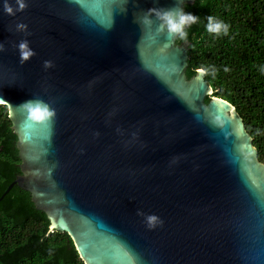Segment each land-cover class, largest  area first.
I'll list each match as a JSON object with an SVG mask.
<instances>
[{
	"label": "water",
	"instance_id": "obj_1",
	"mask_svg": "<svg viewBox=\"0 0 264 264\" xmlns=\"http://www.w3.org/2000/svg\"><path fill=\"white\" fill-rule=\"evenodd\" d=\"M194 1L25 0L10 16L0 0V104L20 160L4 193L27 191L84 264H264V163L242 117L186 75L189 41L139 23ZM35 98L54 120L16 107Z\"/></svg>",
	"mask_w": 264,
	"mask_h": 264
},
{
	"label": "trees",
	"instance_id": "obj_2",
	"mask_svg": "<svg viewBox=\"0 0 264 264\" xmlns=\"http://www.w3.org/2000/svg\"><path fill=\"white\" fill-rule=\"evenodd\" d=\"M185 12L199 17L185 29L186 75L199 67L217 69L215 77L204 79L212 95L234 105L264 163V0H195ZM208 16L227 23L228 35L209 33ZM15 141L7 108L0 104V264H84L66 232L48 230L27 191L13 184L4 193L19 172Z\"/></svg>",
	"mask_w": 264,
	"mask_h": 264
},
{
	"label": "clouds",
	"instance_id": "obj_3",
	"mask_svg": "<svg viewBox=\"0 0 264 264\" xmlns=\"http://www.w3.org/2000/svg\"><path fill=\"white\" fill-rule=\"evenodd\" d=\"M15 4L16 7L14 9L9 3V0H4V12L10 16H14L16 12L23 11L28 7L25 0H15ZM152 17L159 21V26L157 28L158 33H163L166 31L168 37L174 39L178 38L182 41L187 40V32L185 30L186 27L197 23L199 20L198 16L184 12L182 7L179 10H177L175 7L169 9L153 7L144 13V15L140 18L139 23L145 28H150L154 22ZM207 21L206 29L209 33L216 35H228L229 25L227 23L216 20L213 16H208ZM16 30L18 32L30 34L27 33V25L23 23H18L16 25ZM18 50L21 64H23L25 61H28L32 56L35 55V52L29 47V42L27 40H22L18 44ZM2 51H4V45L0 44V52ZM43 66L45 69L50 68L52 67V62L44 61ZM225 71H228V69L225 68ZM262 71H264V69H262ZM196 72L198 73L197 79L209 74L215 77L217 69L215 67H199L196 69ZM16 107L23 109L27 114V119L32 122L48 123L49 121L54 120L56 116L55 109L52 108L49 103L39 98L28 100ZM138 215H143V213H138ZM145 220L148 228L150 229L157 226V224L163 223L156 215H148L145 217Z\"/></svg>",
	"mask_w": 264,
	"mask_h": 264
}]
</instances>
